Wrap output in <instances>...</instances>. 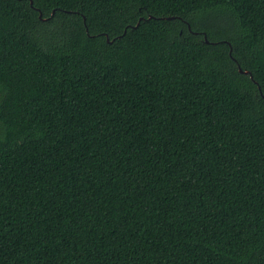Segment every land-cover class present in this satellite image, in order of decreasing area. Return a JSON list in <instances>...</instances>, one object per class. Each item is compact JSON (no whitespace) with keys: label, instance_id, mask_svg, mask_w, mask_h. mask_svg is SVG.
Instances as JSON below:
<instances>
[{"label":"trees","instance_id":"1","mask_svg":"<svg viewBox=\"0 0 264 264\" xmlns=\"http://www.w3.org/2000/svg\"><path fill=\"white\" fill-rule=\"evenodd\" d=\"M0 264H264V0H0Z\"/></svg>","mask_w":264,"mask_h":264},{"label":"water","instance_id":"2","mask_svg":"<svg viewBox=\"0 0 264 264\" xmlns=\"http://www.w3.org/2000/svg\"><path fill=\"white\" fill-rule=\"evenodd\" d=\"M30 3H31V2H30ZM239 71H240V72H243V73H248L247 70H242L240 67H239Z\"/></svg>","mask_w":264,"mask_h":264}]
</instances>
